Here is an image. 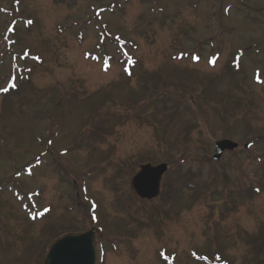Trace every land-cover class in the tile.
I'll return each instance as SVG.
<instances>
[{"label": "rangeland", "instance_id": "rangeland-1", "mask_svg": "<svg viewBox=\"0 0 264 264\" xmlns=\"http://www.w3.org/2000/svg\"><path fill=\"white\" fill-rule=\"evenodd\" d=\"M256 77L264 0H0V89L23 84L0 92V264L91 228L98 264H264ZM148 161L169 164L154 200L129 186Z\"/></svg>", "mask_w": 264, "mask_h": 264}, {"label": "water", "instance_id": "water-1", "mask_svg": "<svg viewBox=\"0 0 264 264\" xmlns=\"http://www.w3.org/2000/svg\"><path fill=\"white\" fill-rule=\"evenodd\" d=\"M237 143L224 139L216 143L214 159H219L224 150H232ZM167 166L144 164L131 179V188L140 198L158 196L160 180ZM92 232L69 233L50 245L43 264H96L97 250Z\"/></svg>", "mask_w": 264, "mask_h": 264}, {"label": "flooded vegetation", "instance_id": "flooded-vegetation-1", "mask_svg": "<svg viewBox=\"0 0 264 264\" xmlns=\"http://www.w3.org/2000/svg\"><path fill=\"white\" fill-rule=\"evenodd\" d=\"M83 186H84V184L80 187L81 192H79V194H80V197H83V200L85 201V198H84V196H85L84 195V187ZM100 215H103V213L100 214ZM90 218L92 219V213L91 212H90ZM98 218H99V221L93 222L94 225H98V226L99 225H102V224H100V223H103V222H101V216L98 215ZM97 229L99 230L100 234H102L103 236H109L110 235V234L108 235L107 233L103 232L104 229L102 228V226H100ZM68 231H75V232H80V231H83V232H85V231H93L95 241L98 242V238L100 239V235H98L97 231L94 228L85 229V230H82V229H80V230H77V229H68Z\"/></svg>", "mask_w": 264, "mask_h": 264}, {"label": "snow or ice", "instance_id": "snow-or-ice-1", "mask_svg": "<svg viewBox=\"0 0 264 264\" xmlns=\"http://www.w3.org/2000/svg\"><path fill=\"white\" fill-rule=\"evenodd\" d=\"M29 23H31V21H29ZM27 54H28V53L26 52L25 55H27ZM195 59H198V57H195ZM130 62H131V61H130ZM214 62H215V61L213 60L212 63H214ZM12 87H16V85L13 83V84H12ZM0 90L5 91V92L8 91L7 88L0 89ZM49 143H51V141H49ZM45 211H47V209H45ZM33 218H35V217H33Z\"/></svg>", "mask_w": 264, "mask_h": 264}, {"label": "trees", "instance_id": "trees-1", "mask_svg": "<svg viewBox=\"0 0 264 264\" xmlns=\"http://www.w3.org/2000/svg\"><path fill=\"white\" fill-rule=\"evenodd\" d=\"M156 74V72H154Z\"/></svg>", "mask_w": 264, "mask_h": 264}]
</instances>
